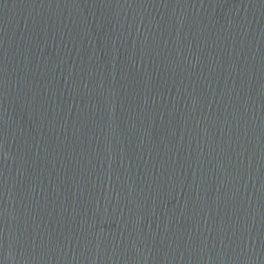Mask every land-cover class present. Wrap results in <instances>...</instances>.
Returning <instances> with one entry per match:
<instances>
[{
  "label": "water",
  "instance_id": "95a60500",
  "mask_svg": "<svg viewBox=\"0 0 264 264\" xmlns=\"http://www.w3.org/2000/svg\"><path fill=\"white\" fill-rule=\"evenodd\" d=\"M0 264H264V0H0Z\"/></svg>",
  "mask_w": 264,
  "mask_h": 264
}]
</instances>
